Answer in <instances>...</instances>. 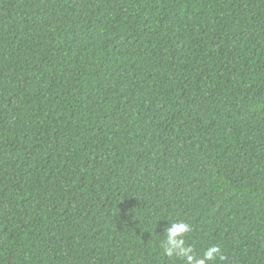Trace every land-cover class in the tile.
I'll return each mask as SVG.
<instances>
[{
  "label": "trees",
  "instance_id": "16d2710c",
  "mask_svg": "<svg viewBox=\"0 0 264 264\" xmlns=\"http://www.w3.org/2000/svg\"><path fill=\"white\" fill-rule=\"evenodd\" d=\"M264 264V0H0V264Z\"/></svg>",
  "mask_w": 264,
  "mask_h": 264
},
{
  "label": "clouds",
  "instance_id": "9594fccd",
  "mask_svg": "<svg viewBox=\"0 0 264 264\" xmlns=\"http://www.w3.org/2000/svg\"><path fill=\"white\" fill-rule=\"evenodd\" d=\"M191 225L183 220L172 221L170 226L164 230V239L160 242L163 252L168 257H176L184 264H208L219 255L220 259L224 257L218 245H210L203 254H198L193 245L187 243L185 237L191 232Z\"/></svg>",
  "mask_w": 264,
  "mask_h": 264
}]
</instances>
